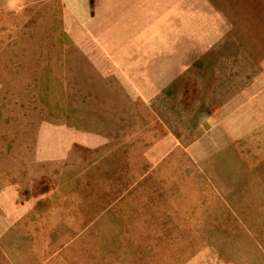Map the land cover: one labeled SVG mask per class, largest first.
<instances>
[{"label": "rangeland", "instance_id": "374dc122", "mask_svg": "<svg viewBox=\"0 0 264 264\" xmlns=\"http://www.w3.org/2000/svg\"><path fill=\"white\" fill-rule=\"evenodd\" d=\"M0 264H264V0H0Z\"/></svg>", "mask_w": 264, "mask_h": 264}]
</instances>
